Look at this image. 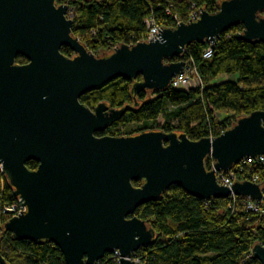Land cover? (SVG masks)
Masks as SVG:
<instances>
[{
  "label": "water",
  "instance_id": "obj_1",
  "mask_svg": "<svg viewBox=\"0 0 264 264\" xmlns=\"http://www.w3.org/2000/svg\"><path fill=\"white\" fill-rule=\"evenodd\" d=\"M56 1L0 0V163L25 208L3 226L15 241L52 243L66 264H98L116 252L120 264H142L134 254L153 244L156 232L135 212L171 186L204 201L236 196L264 203V182L235 181L229 188L216 177L264 156V111L237 119L213 139L191 141L163 131L97 136L128 107L102 102L92 110L80 102L116 78L141 76L134 95L162 92L184 70L189 45L213 46L237 25L239 38L264 43V0H222L214 14L200 9L197 21L161 28L158 39L122 44L103 57L72 34L69 7ZM19 56L27 63L18 64ZM29 161L38 164L35 170ZM251 252L264 264V246ZM0 264H8L1 253Z\"/></svg>",
  "mask_w": 264,
  "mask_h": 264
},
{
  "label": "trees",
  "instance_id": "obj_2",
  "mask_svg": "<svg viewBox=\"0 0 264 264\" xmlns=\"http://www.w3.org/2000/svg\"><path fill=\"white\" fill-rule=\"evenodd\" d=\"M222 0H57L73 11L72 34L97 57L110 54L114 47L139 40L146 35L145 20L153 16L162 28L176 27V19L185 21L192 7L211 14ZM170 8L171 14L166 9ZM264 15V13H263ZM242 25L222 33L214 44L211 59H204L206 43H193L181 57L193 61L202 85L174 88L162 92H131L134 81L116 78L90 91L80 102L90 109L99 103L110 108L128 109L103 133L112 137L133 136L146 131L185 134L191 141L219 136L237 119L255 111H264V43H249L238 37ZM61 52L74 53L67 47ZM175 61V60H174ZM18 64L27 60L19 56ZM221 76H235L217 82ZM137 103V105H136ZM218 114L222 115L221 117ZM27 167L37 168L35 161ZM211 170L212 159H206ZM256 170H262L256 169ZM255 170V171H256ZM254 171V172H255ZM263 171V170H262ZM261 171V174L263 173ZM264 178L260 180L263 184ZM140 187L142 182H132ZM264 190V185H263ZM17 198L6 181L0 189V253L8 264H66L52 243L15 241L3 228L8 221L3 209ZM235 200V202H234ZM204 201L171 186L158 201L140 206L135 216L156 232L153 244L141 248L136 259L142 264H261L253 257L255 245L264 246V216L244 209L240 197ZM264 207V203L260 202ZM230 206H232L230 208ZM98 264H119L106 255Z\"/></svg>",
  "mask_w": 264,
  "mask_h": 264
},
{
  "label": "built area",
  "instance_id": "obj_3",
  "mask_svg": "<svg viewBox=\"0 0 264 264\" xmlns=\"http://www.w3.org/2000/svg\"><path fill=\"white\" fill-rule=\"evenodd\" d=\"M172 6H169L166 9L167 14H171V8ZM201 10L200 8H196L195 6L192 7L191 12L187 16V19L185 21L179 20L176 15H174V18L176 19V26L179 25L180 23H188L191 21H197L200 17ZM73 11L69 9L67 17L68 19L72 20L74 17ZM145 26H146V35L142 39L139 40H132L129 43H125V45L128 46H133L139 43L140 41H154L159 38V31H162V27L157 23L156 19L151 16L145 20ZM156 37V39H155ZM209 47L206 48V50L203 52V58L204 59H211L214 54V44L208 43ZM212 46V48H211ZM114 47V49H116ZM113 49V50H114ZM188 52L187 49L184 50V55ZM194 77H198L196 66L194 62L188 61L185 65L184 70L177 74L171 81V85L174 88H184V89H191V88H196L202 85V82H197V86H195L194 83ZM199 79V77H198ZM209 138L213 139L214 136H210ZM212 159V158H211ZM214 167V160L212 159V167ZM262 168V174L260 169ZM256 170V171H255ZM255 171V172H254ZM217 177V182L225 187H232V184H234L235 181L243 182V181H250L256 184H260V180L262 177L264 178V156H259L258 158H246L242 160L240 163L234 165L229 171H220L216 173ZM6 181H8L5 177V173L3 170V166L0 163V189H3L5 187ZM236 196H232L231 198L234 200ZM235 202V200H234ZM244 209L247 211H252L253 213H257L260 216H264V207L263 205L260 204V202L257 201H251V200H245L244 199ZM232 206H230L231 208ZM25 208L20 205L19 200L17 199L15 204L11 206H7L3 209V212L7 215L8 220L18 217L21 212H24ZM114 259H117V261L120 264V256L116 252L115 254L112 255ZM133 260L140 262L138 259H136V253L134 254Z\"/></svg>",
  "mask_w": 264,
  "mask_h": 264
},
{
  "label": "rangeland",
  "instance_id": "obj_4",
  "mask_svg": "<svg viewBox=\"0 0 264 264\" xmlns=\"http://www.w3.org/2000/svg\"><path fill=\"white\" fill-rule=\"evenodd\" d=\"M235 79H236L235 76H221V77H219V79L217 80V82H223V81H227V80L233 81ZM197 82H201V79L200 78L198 79V77H194L195 86H197ZM218 116L221 117L222 115L218 114Z\"/></svg>",
  "mask_w": 264,
  "mask_h": 264
},
{
  "label": "flooded vegetation",
  "instance_id": "obj_5",
  "mask_svg": "<svg viewBox=\"0 0 264 264\" xmlns=\"http://www.w3.org/2000/svg\"><path fill=\"white\" fill-rule=\"evenodd\" d=\"M101 103H102V102H101ZM93 109H94V108H93ZM93 109H92V110H93ZM99 134H101V133H97L96 135H97V136H108V135H105V134H104V135H99Z\"/></svg>",
  "mask_w": 264,
  "mask_h": 264
},
{
  "label": "bare ground",
  "instance_id": "obj_6",
  "mask_svg": "<svg viewBox=\"0 0 264 264\" xmlns=\"http://www.w3.org/2000/svg\"><path fill=\"white\" fill-rule=\"evenodd\" d=\"M14 191V190H13Z\"/></svg>",
  "mask_w": 264,
  "mask_h": 264
}]
</instances>
